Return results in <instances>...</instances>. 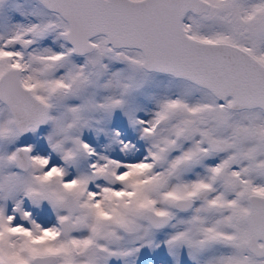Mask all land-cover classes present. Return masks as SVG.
<instances>
[{
  "label": "rangeland",
  "instance_id": "rangeland-1",
  "mask_svg": "<svg viewBox=\"0 0 264 264\" xmlns=\"http://www.w3.org/2000/svg\"><path fill=\"white\" fill-rule=\"evenodd\" d=\"M204 1L209 12L188 16L185 29L204 27L197 29L211 42L235 45L264 65V0ZM65 29L35 0H0V74L17 67L21 85L49 107L43 129L19 136L0 103V264H31L44 254L56 255L55 264H256L244 248L236 177L264 157L234 128L247 115L261 117L259 110L232 114L228 102L186 81L142 70L138 51L121 52V62L102 36L90 40L92 52L73 55ZM228 135L226 151H209V140ZM18 147L29 152L27 172L12 162ZM204 188L213 191L192 210H173L174 199ZM65 194L81 223L68 237L57 225L66 212L56 201ZM147 209L171 223L152 230Z\"/></svg>",
  "mask_w": 264,
  "mask_h": 264
},
{
  "label": "water",
  "instance_id": "water-1",
  "mask_svg": "<svg viewBox=\"0 0 264 264\" xmlns=\"http://www.w3.org/2000/svg\"><path fill=\"white\" fill-rule=\"evenodd\" d=\"M47 11L56 13L66 24L64 39L74 55H84L94 49L91 39L103 36L112 48L135 49L141 53L140 67L186 80L209 91L219 102L230 98V110L259 108L264 112V66L246 51L228 43H205L188 37L182 22L188 12L207 13L209 3L203 0H36ZM0 101L7 107L11 122L20 136L31 127L33 132L48 122L49 107L22 87L18 69L10 67L0 75ZM80 149L78 138L73 141ZM212 152H222L226 144L209 141ZM13 163L21 171L30 165L29 152L17 148ZM104 179L117 184L114 175ZM211 189L198 191L193 198H177L172 207L178 212L193 208L195 200H203ZM243 215L246 225L244 246L256 257H264V211L255 206V198ZM56 206L67 212L59 221L60 234L68 237L81 226L72 221L78 205L70 194ZM256 209V210H255ZM145 220L153 230H161L171 222L168 214L148 209ZM261 240V246L257 240ZM53 254L35 255L32 264H55ZM64 264H71L66 262Z\"/></svg>",
  "mask_w": 264,
  "mask_h": 264
},
{
  "label": "flooded vegetation",
  "instance_id": "flooded-vegetation-1",
  "mask_svg": "<svg viewBox=\"0 0 264 264\" xmlns=\"http://www.w3.org/2000/svg\"><path fill=\"white\" fill-rule=\"evenodd\" d=\"M208 12H209V10H208ZM207 13L196 15V14L189 12L185 16L184 21H183V28H184L186 34L188 35V37H190L193 40L199 41V42H205V43L211 42L209 37H208V33H205L203 30L199 31L197 29V27H198L197 25H195L194 32L192 30V27L185 29V20L188 16H192V17L196 18V17H201L203 15H206ZM198 28L203 29L204 27H202V28L198 27ZM109 47L113 51H119L118 59L121 62H123L125 60V56L121 52L131 50V49H122V48H112L111 46H109ZM134 51H136V50H134ZM191 85H193L194 87H197L194 84H191ZM197 88L205 91L206 93H208L210 95V93L207 90L200 88V87H197ZM229 101H230V99L228 98L225 102H229ZM257 110H259L261 117H256L255 115H253V116L247 115L248 118L246 119L245 123H243V124L238 123L235 126L234 135H235L236 139H246V143H245L244 147H246L248 149L252 148L256 152H258V154H260L264 157V112L261 111L260 109H257ZM229 111H230V113L237 115V114H239V112H242L243 110H239V111L229 110ZM230 139H231V135H228V136H225V137L220 138V139H215L213 141L224 142L226 144V149L224 151H226L227 148L229 147ZM209 141H208V148H209V151H211L210 146H209ZM238 145H239V142H238ZM223 152H220V153H223ZM249 163H250V166L248 169L245 170V175H243V177H241L242 175H237V177H236V178H238V182L239 181L242 182V184H238V183L237 184H238V189H240L244 194V201L243 202H245V209L243 211H247L249 209V206H250L249 199L252 197L255 198V200H256V203H255L256 209L258 207L259 209H262L264 211V160H261V159L253 160L252 159L249 161ZM251 163H253V164H251ZM229 167H232L231 170L236 172V173H239V174L242 173V171L239 169V167H241V165L231 164V166H229ZM235 187L237 188V186H235ZM235 209H236V211H238V207H236ZM261 244H262V241L258 239L257 245L261 246ZM248 253L252 257L254 263L259 264L260 262H264V257H256L252 253H250V252H248Z\"/></svg>",
  "mask_w": 264,
  "mask_h": 264
}]
</instances>
